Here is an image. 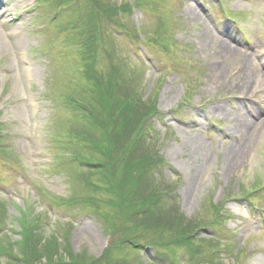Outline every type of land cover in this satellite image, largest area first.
Returning a JSON list of instances; mask_svg holds the SVG:
<instances>
[{
    "label": "rangeland",
    "instance_id": "obj_1",
    "mask_svg": "<svg viewBox=\"0 0 264 264\" xmlns=\"http://www.w3.org/2000/svg\"><path fill=\"white\" fill-rule=\"evenodd\" d=\"M0 16V264H264V0Z\"/></svg>",
    "mask_w": 264,
    "mask_h": 264
},
{
    "label": "trees",
    "instance_id": "obj_2",
    "mask_svg": "<svg viewBox=\"0 0 264 264\" xmlns=\"http://www.w3.org/2000/svg\"><path fill=\"white\" fill-rule=\"evenodd\" d=\"M64 1H67V0H64ZM85 10V9H84ZM111 13H112V15H117V14H119V9H113V10H111ZM90 15L91 17L93 16L92 15V13L87 9L86 11H85V15ZM82 15V14H81ZM93 29V28H92ZM92 46H93V44H91L89 47H88V50H92ZM87 57H89V56H87ZM109 91V90H108ZM112 93H113V95H115V91L113 92L112 91ZM88 94V93H87ZM96 94V93H95ZM88 96V95H87ZM96 96V95H95ZM90 98H91V95H90ZM111 98H113L114 99V96H112ZM99 99V100H98ZM100 101V102H103L102 100H100V96H96V97H94V99H93V97L91 98V100H88V101H85V105L86 106H90L91 104H92V102L95 104V102L96 101ZM75 104H79L76 100H75ZM151 109H153L154 110V108H150V112L148 113V114H146L145 116H144V120H146V118H148V117H151L152 116V112H151ZM145 123V122H144ZM85 147L88 149V151H90L91 149H90V147H93L94 148V146H93V144H85ZM97 151H100V150H98V149H96ZM91 152H93V151H91ZM79 158H80V156H78ZM79 162H85V163H89L90 165L91 164H95V166L96 165H99V164H96V163H94V162H91V161H79ZM140 163H142V166H143V170L144 171H148V170H150V169H152L153 167L151 166V165H149L148 163H146V162H140ZM91 166H93V165H91ZM94 167V166H93ZM92 168V167H91ZM100 170V169H99ZM101 171V170H100ZM104 171V170H103ZM146 198H148V197H150V200L151 201H154L153 203L154 204H157V203H159V200H161L162 199V197L164 196V194H162V193H160V190L159 189H154V190H151L150 192H148V194H146ZM141 203V200H138V204L136 203V201H135V204H137V205H139ZM163 205V204H162ZM164 208V206L163 207H161V210ZM147 210L146 209H144V210H142V212H145V213H147L146 212ZM161 212V211H160ZM221 221V220H220ZM213 225L214 226H216L215 225V223H213ZM183 233H184V230H183ZM184 236L186 237L187 236V234H185L184 233ZM206 255H209V253H207ZM211 257V255H209V256H207V258L209 259Z\"/></svg>",
    "mask_w": 264,
    "mask_h": 264
},
{
    "label": "bare ground",
    "instance_id": "obj_3",
    "mask_svg": "<svg viewBox=\"0 0 264 264\" xmlns=\"http://www.w3.org/2000/svg\"><path fill=\"white\" fill-rule=\"evenodd\" d=\"M1 16H5L2 12H1ZM8 15H10V14H8ZM1 16H0V18H1ZM6 18H7V15H6ZM17 49H20L21 47H16ZM263 77V76H262ZM252 84H254V85H256V81L255 80H253V82H252ZM257 86V85H256ZM251 88H250V86L247 84V85H245V86H243L242 87V89H240V93H241V95H246L247 94V92L250 90ZM258 90V89H257ZM250 92V91H249ZM256 90H254L253 89V92L251 93L252 95H254V94H256ZM243 93V94H242ZM246 96H248V95H246ZM248 127H250V125H248V124H246ZM253 127H252V129H254V131L259 127V124H255V125H252ZM253 131V130H252ZM246 137V136H245ZM252 137H254V136H252ZM250 139H251V137H250ZM243 141V140H242ZM247 145L246 144H242V143H240L239 142V144H236L235 145V152L233 153V158L235 157L236 158V162H239L240 160H243L246 156H247V147H246ZM241 162V161H240ZM240 162H239V164H237L238 165V167H239V165H240ZM241 166V165H240Z\"/></svg>",
    "mask_w": 264,
    "mask_h": 264
}]
</instances>
